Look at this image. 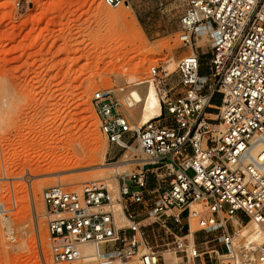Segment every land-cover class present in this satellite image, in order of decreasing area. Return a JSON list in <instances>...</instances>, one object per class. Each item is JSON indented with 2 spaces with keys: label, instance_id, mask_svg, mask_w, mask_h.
Instances as JSON below:
<instances>
[{
  "label": "built area",
  "instance_id": "1",
  "mask_svg": "<svg viewBox=\"0 0 264 264\" xmlns=\"http://www.w3.org/2000/svg\"><path fill=\"white\" fill-rule=\"evenodd\" d=\"M184 2L178 42L186 51L176 63L177 83L157 66L136 82L155 86L160 114L139 125L133 112L140 101L128 86L98 90L91 100L107 143L136 170L117 174L115 191L90 180L78 191L55 185L41 193L54 264L80 261L85 245L96 249L97 264H166L148 241L154 226L172 238L166 252L188 264H264V247L236 251L233 225L242 224L241 214L264 233V0ZM196 40L208 49L207 76L200 75ZM215 96L218 107L210 104ZM6 212L0 202V216ZM200 233L213 236L201 241L215 242L213 249H197Z\"/></svg>",
  "mask_w": 264,
  "mask_h": 264
},
{
  "label": "rangeland",
  "instance_id": "2",
  "mask_svg": "<svg viewBox=\"0 0 264 264\" xmlns=\"http://www.w3.org/2000/svg\"><path fill=\"white\" fill-rule=\"evenodd\" d=\"M125 1L108 7L104 0H0V202L7 211L0 216V264H54L43 189L60 185L78 191L86 181L103 180L115 191V175L136 170L124 161L126 154L107 143L91 100L98 90H136L152 66L173 72L171 81L177 83L176 63L186 51L178 42L185 2ZM196 44L200 75L207 76L208 49L200 40ZM219 103V96L210 102ZM115 163L122 165L117 174L111 168ZM52 168L59 169L55 175H49ZM237 217L245 222L243 215ZM248 223L232 224L241 231ZM167 226L174 228L170 220ZM196 228L191 224V233ZM153 229L148 241L166 264H188L182 254L166 252L171 236L159 226ZM197 238L200 251L216 245H201L211 235ZM234 244L238 253L246 250L238 239Z\"/></svg>",
  "mask_w": 264,
  "mask_h": 264
},
{
  "label": "bare ground",
  "instance_id": "3",
  "mask_svg": "<svg viewBox=\"0 0 264 264\" xmlns=\"http://www.w3.org/2000/svg\"><path fill=\"white\" fill-rule=\"evenodd\" d=\"M123 20H124V18H123ZM126 21L128 22V20H126ZM136 86L137 85L134 86L136 88V90L134 89V91H136V96H137V98H139L140 105L138 106V109L136 111H134V114H135V117L137 119H139V121H141V123H140V125H141V124H145L148 121L154 119L155 117H157L160 114V100H159L156 88L153 84H146V85H143L141 87H136ZM1 106H7V104L4 103L2 105V103H1ZM94 125L95 124H93V126ZM37 166H38V163H37ZM120 166H122L121 163H115V164L111 165V168L117 174ZM38 168H39V166H38ZM58 170H59L58 168L50 169L48 171L49 175H55L56 174L55 172H57ZM34 174H37V173L34 171ZM115 176H117V175H115ZM0 179H1V182L4 180L2 178H0ZM1 182H0V185H1ZM25 195H26L25 198H28L29 194H28L27 190L25 191ZM121 209H122L121 206H118V208L116 209V214L119 218V221L123 219ZM237 224H238V222L236 223V225ZM5 226H8V224H6ZM187 239L191 243L192 242V234L190 236H188ZM237 239H238V241H240V243H242V247L246 250L256 251V250H258V248L264 247V233L262 232L260 227L257 226L253 222H249L248 224H246V226L243 227V229L241 231H239V237ZM234 247L236 249L237 246L234 244ZM81 252H82V256H83L82 260H84L85 262L95 261L96 249L94 247H92L90 245H85V246L81 247Z\"/></svg>",
  "mask_w": 264,
  "mask_h": 264
},
{
  "label": "crops",
  "instance_id": "4",
  "mask_svg": "<svg viewBox=\"0 0 264 264\" xmlns=\"http://www.w3.org/2000/svg\"><path fill=\"white\" fill-rule=\"evenodd\" d=\"M151 185H152V183H151ZM246 222V221H245ZM245 222H242V224H244Z\"/></svg>",
  "mask_w": 264,
  "mask_h": 264
},
{
  "label": "trees",
  "instance_id": "5",
  "mask_svg": "<svg viewBox=\"0 0 264 264\" xmlns=\"http://www.w3.org/2000/svg\"><path fill=\"white\" fill-rule=\"evenodd\" d=\"M245 224V223H244Z\"/></svg>",
  "mask_w": 264,
  "mask_h": 264
}]
</instances>
